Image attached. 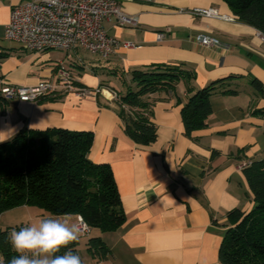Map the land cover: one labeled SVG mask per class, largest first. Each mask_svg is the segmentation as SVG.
<instances>
[{
    "label": "crops",
    "instance_id": "0c3cea01",
    "mask_svg": "<svg viewBox=\"0 0 264 264\" xmlns=\"http://www.w3.org/2000/svg\"><path fill=\"white\" fill-rule=\"evenodd\" d=\"M22 1L0 0L3 29L11 7ZM119 4L138 17L137 23L120 26L110 18L102 25L109 36L134 46L119 45L108 58L82 47L56 50L66 52L53 58L48 50H25L11 40L0 45L7 52L0 58V74L8 84L56 81L61 63L78 85L103 89L89 96L60 92L36 101L1 99L0 143L23 129L92 132L87 158L110 166L125 220L114 230L101 231L109 235L110 243L103 241L110 253L115 251V261H108L110 253L100 257L86 248L90 264H222L218 249L229 225L227 212H247L254 205L242 163L264 157V93L250 83L254 76L264 86V43L223 0ZM194 7H213L232 18L193 15L189 10ZM164 30V38L157 40L156 34ZM197 34L215 36L222 44L203 46L195 40ZM150 64H183L194 76L143 96L152 103L150 118L156 126L155 140L143 145L124 131L120 109L128 108L120 95L136 88L131 71ZM229 76L225 88L236 92H213L206 126L186 136L181 108L193 93L187 88L197 90ZM46 215L52 214L20 205L0 213V229ZM66 215L76 222L75 214Z\"/></svg>",
    "mask_w": 264,
    "mask_h": 264
},
{
    "label": "trees",
    "instance_id": "16d2710c",
    "mask_svg": "<svg viewBox=\"0 0 264 264\" xmlns=\"http://www.w3.org/2000/svg\"><path fill=\"white\" fill-rule=\"evenodd\" d=\"M234 16L264 34V0H223ZM7 54L0 49V58ZM193 70L183 64H150L131 71L135 89L120 95V115L125 133L136 143L147 145L156 138L151 121L152 103L144 95L173 88L181 79H190ZM220 78L193 90L181 108L184 134L206 126L211 113L213 92L234 94ZM251 85L264 93L262 82L250 78ZM3 100L2 97H0ZM262 110H257V112ZM91 131H73L61 127L45 130H20L13 138L0 143V213L20 205L36 206L52 215H81L91 228L116 229L125 220L121 199L108 164L93 163L87 158L92 144ZM242 166L254 205L249 211L234 208L227 212L226 227L218 249L222 264H264V157ZM21 226L0 229V258L5 264L17 255L7 242L8 234ZM90 232V231H89ZM89 234V233H88ZM87 234V235H88ZM86 236V235H85ZM79 239L62 248L59 254L78 252ZM92 254L106 257L110 249L100 236L87 238Z\"/></svg>",
    "mask_w": 264,
    "mask_h": 264
},
{
    "label": "built area",
    "instance_id": "2783aa9c",
    "mask_svg": "<svg viewBox=\"0 0 264 264\" xmlns=\"http://www.w3.org/2000/svg\"><path fill=\"white\" fill-rule=\"evenodd\" d=\"M120 1L152 2L153 0H23L14 4L4 26L6 39L19 44L25 50H72L82 47L90 52H97L102 58H108L115 47L134 46L130 41H118L109 36L102 21L114 18L120 26L135 25L138 17L124 12ZM193 15L222 17L231 19L229 15L220 14L213 7H194L189 10ZM166 30L156 34L157 40L164 38ZM264 43V34L257 30ZM195 40L206 47H219L221 41L205 34H197ZM105 88V87H104ZM101 87L88 88L76 83L72 73L61 63L57 68V80H40L32 86L8 84L0 74V97L4 100L36 101L48 94L72 92L76 96H89L102 91ZM115 95V92L107 88ZM248 163H242L246 166ZM82 218L81 235H87L89 225L81 215H76V222Z\"/></svg>",
    "mask_w": 264,
    "mask_h": 264
},
{
    "label": "clouds",
    "instance_id": "9594fccd",
    "mask_svg": "<svg viewBox=\"0 0 264 264\" xmlns=\"http://www.w3.org/2000/svg\"><path fill=\"white\" fill-rule=\"evenodd\" d=\"M82 218L73 222L71 216H41L24 222L7 236L11 249L17 253L7 264H82L81 257L72 250L59 254L77 241L81 235ZM0 264H5L0 258Z\"/></svg>",
    "mask_w": 264,
    "mask_h": 264
},
{
    "label": "rangeland",
    "instance_id": "374dc122",
    "mask_svg": "<svg viewBox=\"0 0 264 264\" xmlns=\"http://www.w3.org/2000/svg\"><path fill=\"white\" fill-rule=\"evenodd\" d=\"M10 43H12V42L9 41V40H6V38L4 37V29L0 26V45L10 44ZM48 52H50L52 54L53 58H57V57L63 56L66 51L48 50ZM46 216H54V215H46ZM20 217L23 220V216H20ZM37 218L39 219V217H37ZM15 226L16 225H13V227H15ZM99 234L102 235L103 238L102 237L101 238L104 241H106L107 243H110V238L108 237L109 235H107V233H102L97 228L96 229H92L91 228V230H90L88 235H86V236L85 235L84 236L81 235L80 236L79 244H78L77 249H78V252H79V256L81 257V260L83 261V264H90V262H91V260L88 259L89 257L87 255V249H86L87 248V245H86L87 238L92 237V236H97ZM114 254H115V251H114L113 254L112 253L108 254V261H110L112 263L115 261V257H117V256L114 255Z\"/></svg>",
    "mask_w": 264,
    "mask_h": 264
}]
</instances>
